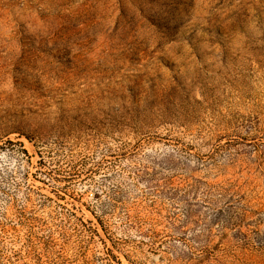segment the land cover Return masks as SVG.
Masks as SVG:
<instances>
[{
	"label": "rangeland",
	"instance_id": "rangeland-1",
	"mask_svg": "<svg viewBox=\"0 0 264 264\" xmlns=\"http://www.w3.org/2000/svg\"><path fill=\"white\" fill-rule=\"evenodd\" d=\"M0 264H264V0H0Z\"/></svg>",
	"mask_w": 264,
	"mask_h": 264
},
{
	"label": "bare ground",
	"instance_id": "bare-ground-1",
	"mask_svg": "<svg viewBox=\"0 0 264 264\" xmlns=\"http://www.w3.org/2000/svg\"><path fill=\"white\" fill-rule=\"evenodd\" d=\"M138 15V14H137ZM141 16H139V18H140ZM138 20V19H137ZM121 23H123V22H121ZM130 25V24H129ZM131 26V25H130ZM126 27V26H125ZM129 27V26H128ZM133 27V26H132ZM135 27V26H134ZM133 27V28H134ZM122 28V27H121ZM131 28V27H130ZM100 29V28H99ZM123 29V28H122ZM132 29V28H131ZM132 32V31H131ZM103 33V32H102ZM122 33V32H121ZM126 34H127V30H126ZM109 37V36H108ZM131 37H132V35H131ZM103 45V44H102Z\"/></svg>",
	"mask_w": 264,
	"mask_h": 264
}]
</instances>
